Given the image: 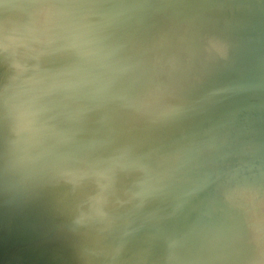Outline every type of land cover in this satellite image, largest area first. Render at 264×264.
<instances>
[{"label":"water","instance_id":"water-1","mask_svg":"<svg viewBox=\"0 0 264 264\" xmlns=\"http://www.w3.org/2000/svg\"><path fill=\"white\" fill-rule=\"evenodd\" d=\"M0 264H264V0H0Z\"/></svg>","mask_w":264,"mask_h":264}]
</instances>
